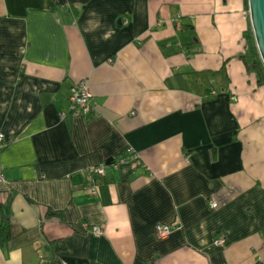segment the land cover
Instances as JSON below:
<instances>
[{
    "label": "crops",
    "instance_id": "obj_1",
    "mask_svg": "<svg viewBox=\"0 0 264 264\" xmlns=\"http://www.w3.org/2000/svg\"><path fill=\"white\" fill-rule=\"evenodd\" d=\"M251 24L249 0H0V224L3 206L14 235L0 264H264ZM227 60L228 89L188 90V72ZM82 80L92 114L70 109ZM158 223L175 227L161 237Z\"/></svg>",
    "mask_w": 264,
    "mask_h": 264
},
{
    "label": "trees",
    "instance_id": "obj_2",
    "mask_svg": "<svg viewBox=\"0 0 264 264\" xmlns=\"http://www.w3.org/2000/svg\"><path fill=\"white\" fill-rule=\"evenodd\" d=\"M194 24L184 23L181 27H194ZM247 38V50L240 57L244 60L247 69L256 73L258 78V85H264V61L259 50L255 33L252 24L246 31ZM194 44L184 45V49L189 52H196ZM229 60L218 69H199L188 72L184 77V80L190 87L188 90L195 92L203 97V99H211L217 97L219 92L226 90L230 87L231 77L228 73L227 63ZM126 158H128L125 155ZM116 162L115 158H110L107 163ZM105 175H93L89 172V177H83V181L96 180ZM14 237L12 233V226L8 217V214L2 206V222L0 224V245L8 243L10 239ZM67 249V244L63 239H55L50 241L46 246L47 252L53 254H60Z\"/></svg>",
    "mask_w": 264,
    "mask_h": 264
},
{
    "label": "built area",
    "instance_id": "obj_3",
    "mask_svg": "<svg viewBox=\"0 0 264 264\" xmlns=\"http://www.w3.org/2000/svg\"><path fill=\"white\" fill-rule=\"evenodd\" d=\"M94 96L93 91L91 90L88 80H82L77 83H75L70 92V109L78 112H82L85 114H92L94 113V106L92 104V98ZM136 111H134L135 113ZM8 140L6 137V133L1 131L0 132V182L5 180V172L4 168L1 164V153L3 149L7 146ZM126 158V157H125ZM127 159V158H126ZM109 164L107 161H104L98 165H93L88 169V172L92 173L93 175H106L107 174V168L109 167ZM97 181L93 180L91 183L87 184V191L91 194H97L98 193V185L96 184ZM213 205H217V202L212 203ZM174 225L172 223H158L157 224V233L161 237L168 236L174 229ZM102 228L98 225L94 226V232L96 234L102 233ZM215 242L218 245H222L225 243V238L223 237H217L215 239ZM263 264V263H260Z\"/></svg>",
    "mask_w": 264,
    "mask_h": 264
},
{
    "label": "water",
    "instance_id": "obj_4",
    "mask_svg": "<svg viewBox=\"0 0 264 264\" xmlns=\"http://www.w3.org/2000/svg\"><path fill=\"white\" fill-rule=\"evenodd\" d=\"M252 26L264 61V0H249Z\"/></svg>",
    "mask_w": 264,
    "mask_h": 264
}]
</instances>
